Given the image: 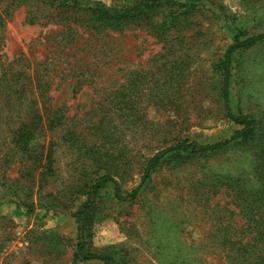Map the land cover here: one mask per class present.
<instances>
[{
    "label": "rangeland",
    "instance_id": "374dc122",
    "mask_svg": "<svg viewBox=\"0 0 264 264\" xmlns=\"http://www.w3.org/2000/svg\"><path fill=\"white\" fill-rule=\"evenodd\" d=\"M63 1L0 0V264H104L75 259L72 213L96 172L67 133L86 145L111 134L108 162L131 193L147 161L177 140L214 144L240 129L226 117L218 66L236 35L264 33V0H194L217 14L198 8L169 28L179 7L167 0L119 27ZM80 1L120 9L140 0ZM234 61L231 106L264 126V41ZM31 108L42 116L36 158L13 142ZM47 154L56 176L44 185ZM257 161L253 145H239L162 161L134 201L106 187L89 251L109 264H264Z\"/></svg>",
    "mask_w": 264,
    "mask_h": 264
},
{
    "label": "trees",
    "instance_id": "16d2710c",
    "mask_svg": "<svg viewBox=\"0 0 264 264\" xmlns=\"http://www.w3.org/2000/svg\"><path fill=\"white\" fill-rule=\"evenodd\" d=\"M167 1L179 7L174 12V15H170L171 17L169 16L167 22H165L164 26L167 28L174 24L179 16L185 15L198 8L201 10L208 9L211 15L217 14L216 11L207 7L206 4L196 3L194 0L188 2ZM63 2L65 6H71V8L74 7L78 9V11L89 13V15L94 16L96 21L100 22V24L110 27H119L131 21H137L153 10L160 9L163 5L162 0H140L120 9H106L102 5H91L88 2H82L80 0H72L71 5L68 4V0H64ZM263 41L264 33L256 36H249L247 33H239L236 35L233 45L227 49L218 66L219 71L222 73L221 99L223 101L226 117L231 123L239 126L240 129L228 139L221 140L214 144H200L190 140H177L172 146L157 152L147 161L140 185L127 195L123 194L120 183L115 178L116 169L108 162L113 155L109 152L105 143L107 144L113 141L112 135L107 132H101L99 133L101 137H98L100 138L98 141H92L86 145L83 139L76 133H67V136L64 138L65 142L79 152H84L88 160V164L84 167L94 169V172H96V176L91 177L87 175V168L83 171V179L86 175L87 177L84 179L83 185L79 187V193L83 195L84 199L72 213L78 225V243L75 259L85 261L99 260L104 264H109L111 262L112 258L110 256L93 254L88 249L92 237L91 230L97 212L98 200L102 190L108 186H112L115 190V196L119 201H134L141 187L151 178L152 173L158 168L162 161L169 159L180 160L186 156L196 154H212L239 145L250 147L253 145L258 160L256 163V171L264 185V126L253 116L235 113L231 106V84L235 56L239 52L252 48ZM40 87L41 85L39 84V88ZM40 92V98L45 99V89L40 90ZM34 104L36 105L37 103ZM30 110L34 112L32 117H29V120L23 123L15 133L13 142L23 153L30 154L31 156L33 155L34 158H36L35 152H32V144L36 139L38 129L41 128L42 116L35 108H31ZM45 161V169L44 173L41 174L40 182L44 183V185H48L49 179L54 178L56 174L50 154H47ZM262 189L264 193V187H262ZM262 219H264V217ZM259 235L264 238V229ZM257 259L262 260L264 256L261 255Z\"/></svg>",
    "mask_w": 264,
    "mask_h": 264
}]
</instances>
